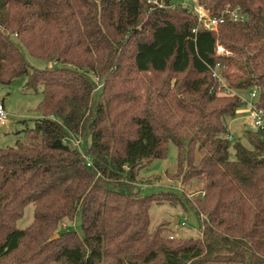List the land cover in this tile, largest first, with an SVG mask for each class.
I'll list each match as a JSON object with an SVG mask.
<instances>
[{"label": "trees", "instance_id": "trees-1", "mask_svg": "<svg viewBox=\"0 0 264 264\" xmlns=\"http://www.w3.org/2000/svg\"><path fill=\"white\" fill-rule=\"evenodd\" d=\"M195 1L224 21L200 28L177 0H0V83L26 76L42 94L0 148V264H264V127L231 159L224 122L235 90L264 111V0ZM25 51L60 65L33 68ZM170 143L191 198L137 184ZM152 203L191 206L198 236L149 231ZM78 215L81 234L60 229Z\"/></svg>", "mask_w": 264, "mask_h": 264}, {"label": "rangeland", "instance_id": "rangeland-1", "mask_svg": "<svg viewBox=\"0 0 264 264\" xmlns=\"http://www.w3.org/2000/svg\"><path fill=\"white\" fill-rule=\"evenodd\" d=\"M178 5L192 9L197 5L194 0H177ZM25 58L29 65L33 68L44 69L52 66H59L49 60L38 59L31 56L27 51L24 52ZM27 77L21 76L10 84L0 83V103H2L8 113V119L5 125H0V148L13 146L18 138H20L21 130L26 127H32L33 120L41 116L36 110L37 105L42 100L40 89L33 91L26 88ZM255 89L245 91H232L241 97V99L250 101V92ZM243 103V102H242ZM229 133L226 137L230 141L229 154L233 159L234 149L233 143L241 142L245 147L251 149L245 132L247 129H256L250 113L247 111L245 104L237 109L234 118H224ZM20 132V134H19ZM79 149L83 152L85 149L84 140L80 139ZM177 169V147L170 143L168 153L165 159H154L144 163L138 170L137 184L140 186L142 194H152L161 191L181 190L187 197L191 198L195 194L189 187H181L178 179L173 177ZM150 225L149 231H153L160 223H165L166 232H171L175 236L195 237L199 234L200 221L197 214L191 208L186 206H171L167 203H152L149 209ZM33 219V204H29L24 209V215L17 221L18 229L26 228ZM176 221V222H175ZM183 223V224H182ZM60 229L65 227L72 228L81 234L80 215L69 221L64 219L60 224Z\"/></svg>", "mask_w": 264, "mask_h": 264}, {"label": "built area", "instance_id": "built-area-1", "mask_svg": "<svg viewBox=\"0 0 264 264\" xmlns=\"http://www.w3.org/2000/svg\"><path fill=\"white\" fill-rule=\"evenodd\" d=\"M191 11L193 12V14L196 15L200 28H204V29L215 28L219 23H222L224 21L225 14L228 13V11H223V13L220 16L214 17V16L208 15L206 11L200 6L194 7L193 10L191 9ZM229 16L235 20L239 18V15L235 11L229 12ZM195 30L196 29H194L193 31L195 32ZM213 76L221 81V77L218 74L217 69L213 70ZM250 97H251L250 101H247L244 99H241V100L245 104L247 111L250 113L253 126L255 128H263L264 127V121H263L264 111L263 109L257 107L256 105V91H251ZM7 119H8V113L4 105L0 103V125H5V123L7 122ZM80 142H81L80 138L74 139V143L76 145H79Z\"/></svg>", "mask_w": 264, "mask_h": 264}, {"label": "water", "instance_id": "water-1", "mask_svg": "<svg viewBox=\"0 0 264 264\" xmlns=\"http://www.w3.org/2000/svg\"><path fill=\"white\" fill-rule=\"evenodd\" d=\"M57 235H55L54 237H56Z\"/></svg>", "mask_w": 264, "mask_h": 264}, {"label": "crops", "instance_id": "crops-1", "mask_svg": "<svg viewBox=\"0 0 264 264\" xmlns=\"http://www.w3.org/2000/svg\"><path fill=\"white\" fill-rule=\"evenodd\" d=\"M176 222V221H175Z\"/></svg>", "mask_w": 264, "mask_h": 264}]
</instances>
